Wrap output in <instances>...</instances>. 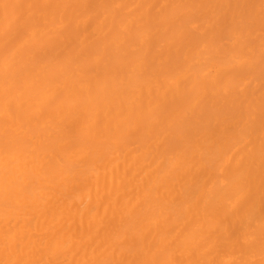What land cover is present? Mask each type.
<instances>
[{
	"label": "bare ground",
	"instance_id": "bare-ground-1",
	"mask_svg": "<svg viewBox=\"0 0 264 264\" xmlns=\"http://www.w3.org/2000/svg\"><path fill=\"white\" fill-rule=\"evenodd\" d=\"M0 264H264V0H0Z\"/></svg>",
	"mask_w": 264,
	"mask_h": 264
}]
</instances>
